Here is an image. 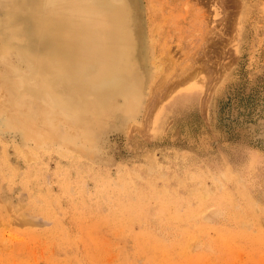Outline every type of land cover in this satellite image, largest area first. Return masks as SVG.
<instances>
[{"label": "rangeland", "instance_id": "rangeland-1", "mask_svg": "<svg viewBox=\"0 0 264 264\" xmlns=\"http://www.w3.org/2000/svg\"><path fill=\"white\" fill-rule=\"evenodd\" d=\"M138 1L141 107L91 140L12 128L0 65V264H264V0Z\"/></svg>", "mask_w": 264, "mask_h": 264}, {"label": "bare ground", "instance_id": "bare-ground-1", "mask_svg": "<svg viewBox=\"0 0 264 264\" xmlns=\"http://www.w3.org/2000/svg\"><path fill=\"white\" fill-rule=\"evenodd\" d=\"M144 25L138 0H0L11 127L51 140L70 123L91 140L105 121L133 118L147 82Z\"/></svg>", "mask_w": 264, "mask_h": 264}]
</instances>
